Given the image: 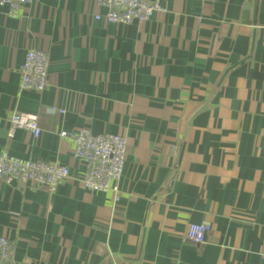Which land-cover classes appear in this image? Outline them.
<instances>
[{"label":"crops","instance_id":"obj_1","mask_svg":"<svg viewBox=\"0 0 264 264\" xmlns=\"http://www.w3.org/2000/svg\"><path fill=\"white\" fill-rule=\"evenodd\" d=\"M161 3L131 24L95 0L0 4V152L70 169L54 192L0 178L11 264H264V0ZM31 48L49 54L43 91L20 88ZM17 111L38 138L10 132ZM83 127L128 138L117 203L60 135ZM191 223L211 225L204 244Z\"/></svg>","mask_w":264,"mask_h":264},{"label":"built area","instance_id":"obj_2","mask_svg":"<svg viewBox=\"0 0 264 264\" xmlns=\"http://www.w3.org/2000/svg\"><path fill=\"white\" fill-rule=\"evenodd\" d=\"M32 0H0V4L8 5L13 17ZM105 13L96 14V18L108 22L131 24L134 21L144 22L155 12H165L166 7L161 0H95ZM50 58L49 54L39 48H31L26 52L21 66V89L43 91L48 86ZM52 113H64V109L56 106L50 108ZM10 132L17 128L30 130L35 138L42 133L38 117L34 114L14 112L10 118ZM60 135L70 138L74 143V156L84 165L81 176L82 184L92 191L112 192L114 203L121 196L119 182L122 178L128 155V138L123 134H95L89 128L62 130ZM70 176L69 167L46 160L24 159L13 156L7 151L0 152V178L7 182L14 180L21 183H34L46 186L54 192L58 186ZM211 230L208 223L189 224L185 237L195 244H204ZM14 242L7 236L0 235V264H11L14 256Z\"/></svg>","mask_w":264,"mask_h":264}]
</instances>
